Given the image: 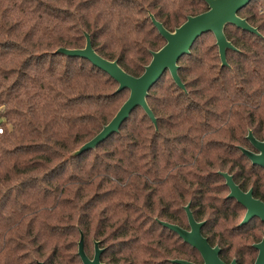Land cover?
I'll return each instance as SVG.
<instances>
[{"label":"trees","instance_id":"1","mask_svg":"<svg viewBox=\"0 0 264 264\" xmlns=\"http://www.w3.org/2000/svg\"><path fill=\"white\" fill-rule=\"evenodd\" d=\"M207 10L204 0H0V264H83L81 233L90 258L100 243L104 264H202L160 223L188 229V205L224 262L235 252L247 264L258 253L262 222L234 227L245 210L228 198L221 173L264 201L263 169L240 149L250 131L264 140V0L239 13L261 36L225 28L238 49L227 52L228 67L217 45H199L215 38L208 33L179 61L186 91L170 72L153 86L147 101L158 131L139 107L96 149L71 156L130 92L57 51L84 49L87 34L98 55L140 77L166 44L150 15L174 32Z\"/></svg>","mask_w":264,"mask_h":264},{"label":"water","instance_id":"2","mask_svg":"<svg viewBox=\"0 0 264 264\" xmlns=\"http://www.w3.org/2000/svg\"><path fill=\"white\" fill-rule=\"evenodd\" d=\"M204 1L208 5V10L197 16L188 17L187 21L174 32L168 31L162 23L158 22L153 15H150L166 44L159 51L152 52V60L145 68L144 74L140 77H133L126 73L118 65L117 61L112 62L98 55L93 49L90 36L87 34V43L84 49L68 50L61 48L57 51V53L68 57H78L90 61L96 68L107 73L118 83V93L124 90L130 92L128 100L120 108L113 120L91 141L74 152L71 155L72 157H77L84 152L96 149L98 145L107 140L111 135L118 133L133 111L139 107L145 111L158 131L157 118L147 101L149 92L166 72H170L177 86L186 91V87L179 76V61L182 57L191 54L192 47L203 35L211 33L215 36L222 67L229 66L227 52L230 50L238 51L225 34V28L228 25H233L243 31L261 36L257 28L239 16L241 10L246 8L253 0ZM247 139L257 153L244 148H240L241 151L254 166L264 169V141L257 140L251 131ZM221 175L224 177L226 186L230 190L228 198L235 199L246 210L245 218L241 225H246L254 219H258L264 223V202L254 198L252 189L248 192L242 191L230 174L221 173ZM185 211L188 217L189 229L166 222H160L161 225L176 233L186 244L196 249L202 257V264H227L220 257L221 248L212 246L208 239L203 236L202 229L206 223L196 221L190 205L185 207ZM254 248L258 251L254 264H264V237L261 242L254 245ZM104 251V249L100 248V243L95 242L94 257L90 258L85 252V238L81 233L78 243V256L83 264H104L102 263ZM171 262L173 264H195L186 260H173ZM230 264H237V261L233 260Z\"/></svg>","mask_w":264,"mask_h":264},{"label":"rangeland","instance_id":"3","mask_svg":"<svg viewBox=\"0 0 264 264\" xmlns=\"http://www.w3.org/2000/svg\"><path fill=\"white\" fill-rule=\"evenodd\" d=\"M199 45L200 46H202L204 49H212V50H215L214 48H215V45H216V39L214 38V37H212V36H205L204 38H202L201 40H200V43H199ZM217 53H218V51H217ZM210 63H212V64H215L216 63V61H214V62H210ZM167 82V83H166ZM165 82V84L163 85V87H167L168 86V81H166ZM263 172H264V170H263ZM239 219H238V221H234V227L238 224V225H240V224H242V222H243V220H244V218H245V211L243 212V211H240L239 213ZM258 224V227H259V229H260V231H261V236H262V238L264 237V225L262 224V223H257ZM245 245V244H244ZM94 252L95 251H93V253H92V255H91V258H93L94 257ZM234 258H232V260L233 259H236V257H235V252H234ZM257 256H258V253H253L250 257H248V259H247V264H250V262L251 261H253V260H255L256 258H257Z\"/></svg>","mask_w":264,"mask_h":264},{"label":"flooded vegetation","instance_id":"4","mask_svg":"<svg viewBox=\"0 0 264 264\" xmlns=\"http://www.w3.org/2000/svg\"><path fill=\"white\" fill-rule=\"evenodd\" d=\"M255 137V136H254ZM256 138V137H255ZM257 139V138H256ZM248 140V139H247ZM258 140V139H257ZM259 141H261V140H259ZM264 141V140H263ZM248 146L247 147H245L244 149H247V150H249V151H251V152H255V153H257L256 152V150L254 149V147H253V145L250 143V141H248ZM241 148H243V147H241ZM249 160V159H248ZM250 161V160H249ZM251 162V161H250ZM252 163V162H251ZM253 165V164H252ZM264 170V169H263ZM236 183V182H235ZM238 185V184H237ZM241 189V188H240ZM242 190V189H241ZM243 191V190H242ZM245 192V191H244ZM248 192V191H247ZM253 195H254V191H253ZM254 198H256L255 196H254ZM257 199V198H256ZM235 200V199H234ZM259 200V199H258ZM236 201V200H235ZM260 201H262V200H260ZM237 202V201H236ZM262 202H264V201H262ZM245 210V209H244ZM245 214H246V210H245ZM258 220V219H257ZM260 221V220H259ZM189 229V228H188ZM234 260H236V259H234ZM237 261V260H236ZM230 264V263H229ZM237 264H238V262H237Z\"/></svg>","mask_w":264,"mask_h":264},{"label":"built area","instance_id":"5","mask_svg":"<svg viewBox=\"0 0 264 264\" xmlns=\"http://www.w3.org/2000/svg\"><path fill=\"white\" fill-rule=\"evenodd\" d=\"M2 118H1V114H0V134H2L4 132V128L1 126V122H2Z\"/></svg>","mask_w":264,"mask_h":264}]
</instances>
